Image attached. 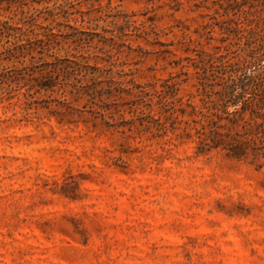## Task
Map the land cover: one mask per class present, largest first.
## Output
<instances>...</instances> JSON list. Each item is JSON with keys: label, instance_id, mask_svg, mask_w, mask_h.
<instances>
[{"label": "rangeland", "instance_id": "rangeland-1", "mask_svg": "<svg viewBox=\"0 0 264 264\" xmlns=\"http://www.w3.org/2000/svg\"><path fill=\"white\" fill-rule=\"evenodd\" d=\"M253 52L264 63V0H0V264H264V167L198 155L140 103L77 99L81 76L25 85L68 60L126 100L169 81L185 102Z\"/></svg>", "mask_w": 264, "mask_h": 264}, {"label": "trees", "instance_id": "trees-1", "mask_svg": "<svg viewBox=\"0 0 264 264\" xmlns=\"http://www.w3.org/2000/svg\"><path fill=\"white\" fill-rule=\"evenodd\" d=\"M237 65H239L237 68L224 66L216 73L205 76L197 92L189 93L185 102L184 96L180 95L181 83H169V81L163 82L160 88L158 85L153 87L137 85L139 91L134 94L136 99L126 100L121 94L128 92L132 95L131 91L119 86L113 89V84H116L113 80L109 82L108 88L99 89L98 86L102 82L96 81L95 77L89 78L88 68L80 67L79 64L72 65L68 60L34 64L30 71L26 70L25 74H28L29 78L26 79L25 85L28 86L31 96L42 91H51L54 94L62 90V94H65L66 86L70 85V78L74 75L81 76L78 82H82V79H86V82L80 86L73 85L72 92L77 95V99L87 95L93 104L106 109H110L109 99L112 97L122 99L124 102L122 104H131V109L140 103L150 109L146 117L149 122L154 123L158 131L166 132L169 126L172 127L171 130H175L178 129L175 126L177 123H184L185 127L179 138L194 139L197 143L198 155H209L215 151L223 152L228 158L246 160L262 168L264 167L263 58L253 52L244 59L241 66ZM92 69L99 70L98 67ZM37 72L39 75H36ZM0 76L2 77L0 83H6V75ZM197 98L199 102L196 101ZM97 99L101 104L96 102ZM60 103L68 106L72 115L75 114L71 101L65 99ZM155 108L159 109L157 117V113L151 114ZM136 110L133 109L134 112ZM110 118L114 116L110 115ZM106 123L115 126V123L110 121Z\"/></svg>", "mask_w": 264, "mask_h": 264}]
</instances>
